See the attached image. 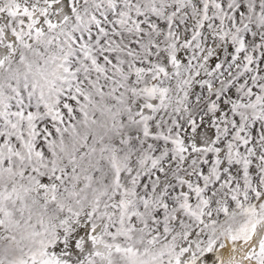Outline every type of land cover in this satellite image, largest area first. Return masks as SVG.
<instances>
[{"label": "snow or ice", "instance_id": "1", "mask_svg": "<svg viewBox=\"0 0 264 264\" xmlns=\"http://www.w3.org/2000/svg\"><path fill=\"white\" fill-rule=\"evenodd\" d=\"M0 264H264V0H0Z\"/></svg>", "mask_w": 264, "mask_h": 264}]
</instances>
